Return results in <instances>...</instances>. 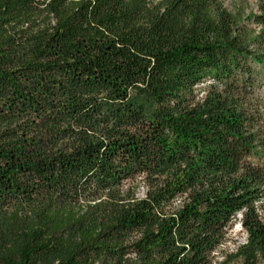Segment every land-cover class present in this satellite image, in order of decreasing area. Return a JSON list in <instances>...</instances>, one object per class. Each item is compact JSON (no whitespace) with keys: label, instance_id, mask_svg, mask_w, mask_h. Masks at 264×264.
Here are the masks:
<instances>
[{"label":"trees","instance_id":"obj_1","mask_svg":"<svg viewBox=\"0 0 264 264\" xmlns=\"http://www.w3.org/2000/svg\"><path fill=\"white\" fill-rule=\"evenodd\" d=\"M257 1L0 0V264H264Z\"/></svg>","mask_w":264,"mask_h":264},{"label":"rangeland","instance_id":"obj_2","mask_svg":"<svg viewBox=\"0 0 264 264\" xmlns=\"http://www.w3.org/2000/svg\"><path fill=\"white\" fill-rule=\"evenodd\" d=\"M225 7L230 10L232 6L237 2L245 9L246 13H256L257 11V0H223ZM203 88V87H202ZM202 90V89H201ZM237 216L236 218H238ZM246 243V235L241 230L238 222L234 223L232 230L229 235V242L227 243V250L233 251L238 246L244 245Z\"/></svg>","mask_w":264,"mask_h":264}]
</instances>
